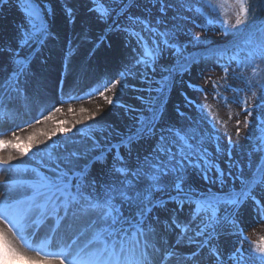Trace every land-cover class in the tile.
<instances>
[{
	"label": "snow or ice",
	"instance_id": "obj_1",
	"mask_svg": "<svg viewBox=\"0 0 264 264\" xmlns=\"http://www.w3.org/2000/svg\"><path fill=\"white\" fill-rule=\"evenodd\" d=\"M12 3L24 19L16 25L15 47L0 46V58H7L6 64L0 63V72L7 71L0 79V118L9 117L7 109L13 100L24 95L22 85L32 58L57 39L48 0H0V11ZM138 7L140 0H88L89 20L105 26L93 52L110 32L126 34L129 44L134 41L132 61L112 82V88L127 87L130 76L143 77L149 69L155 72L165 52L177 57L180 71H188L186 64L179 63L184 45L177 42V36L183 30L178 24L168 25L169 12L174 21L190 19L204 32L219 25L222 35L235 39L231 48L216 51L224 83L213 81L212 95L226 107L237 104L246 113L243 121H236L239 139L241 124L248 128L252 123V109L264 108V21L257 17L264 10V0H150L142 15L132 11ZM226 7L232 12L225 11ZM64 12L68 23L75 24L74 8L65 3ZM183 12L193 16H182ZM88 34V22H82L81 35L87 39ZM184 35L190 37L189 43H205L200 33L184 31ZM163 71L167 75L158 81L156 90L161 95L169 89L177 67ZM230 71L231 78L242 81L246 88L228 83ZM187 87L205 98L208 95L196 84ZM221 89L236 95L229 100ZM109 90L104 84L100 94ZM182 95L191 106L193 99ZM105 99L113 104L112 99ZM257 100L250 106V101ZM157 101L149 97L132 128L115 143L105 139L93 141L84 152L49 153L31 169L32 179H0V264H202L205 258L206 264H264V236L258 242L250 241L239 216L240 208L251 201L257 223H264V202L255 194L257 188L264 189V136L252 146L261 162L249 178L242 173L237 177L239 190L222 195L201 193L190 182L194 174L205 181L225 183V173L217 168L207 147L216 139L215 151L221 150L217 121L212 118L216 136L205 140L191 131V125L162 123L163 102ZM196 107L205 114V105ZM176 112L186 118L179 107ZM224 136L231 149L232 135L225 132ZM245 139H252L251 132ZM5 147L16 149L21 156L28 154V146L21 147L20 138L15 143L0 140V150ZM14 159L13 155H0V173L19 172ZM97 161L104 165L101 180L89 178V169ZM213 169L218 173L215 178L209 175ZM222 235L236 238L227 254L219 246ZM183 247L193 250L181 252Z\"/></svg>",
	"mask_w": 264,
	"mask_h": 264
},
{
	"label": "rangeland",
	"instance_id": "obj_2",
	"mask_svg": "<svg viewBox=\"0 0 264 264\" xmlns=\"http://www.w3.org/2000/svg\"><path fill=\"white\" fill-rule=\"evenodd\" d=\"M149 2L150 0H140V7L134 8L132 11L137 15L144 14V6L148 5ZM48 3L52 8L53 21L54 17H56L57 13H59V4L65 6V3H67L68 6L74 8L76 13L78 11L77 8L82 7V11L86 13L87 17L85 19H81L79 24H82V22H88L91 25H94L93 29H96L94 41L103 32L105 26L102 23H96L89 20L86 11L88 0H48ZM181 3H183V0H181ZM63 10L62 13H65ZM225 11L231 13L232 9L226 7ZM260 12L261 11L258 13ZM172 15L173 13L169 12L167 23L169 26L172 24H178L183 30L177 36V42L184 45L182 57L179 63L186 64L188 71H180L179 64L177 63V57L172 55L170 52H165L158 61L155 72H152L149 69L143 77L139 76L138 74L135 75L134 78L128 77V86L124 87L123 89L121 88V85H116L115 89L113 90V95H118L114 99L118 100L119 103L116 102V105L113 107L124 112L123 119H120L119 121L114 117V112L108 114L105 113V115H102L101 112H95L93 115L85 114L86 108H92L94 105L96 106V97H94L91 101H75V103H73V105L75 104V107L73 108L77 109V107H79L78 109L81 111L80 113L82 116L79 114H76L75 117H68L67 115L62 116L53 122V125L51 126V132H45L38 138L29 142L25 140V143H22L21 147H24L28 144V154L23 156L28 160V162L13 163L15 166H17V168H19V172L0 173V179H32L34 174L31 172V169L33 167H37V158H40L39 156L41 155L39 152L37 153V151L41 149L44 153L48 150L52 151L53 155H56L57 153L67 154L68 152L76 151L84 152L91 147L93 141H104L107 139L113 143L117 142L120 135L126 134L128 130L132 128L135 117L141 114L142 110L146 106L148 98L151 97L158 98V103L161 101L163 102V112L161 117L162 123L171 124L179 121V125H191V131H194L197 136L202 135L205 140H207L209 137L216 136V133L212 131V118L215 117L217 121L216 128L219 130V145L221 150L219 152L215 151L217 145L216 139H212L208 143L207 147L208 153L212 157L217 168L225 173V183L221 185L218 180L216 182H212V180L205 181L196 174L190 177V182L192 183L193 187L201 193L222 195L223 193L233 189L239 190L240 180L237 177H239L242 173L245 178H249L251 173L255 170V166L261 162L259 154L252 151V146L257 143V139L259 137L264 136V127L261 126L264 124V108L252 109L253 116L249 117L252 123L248 128H244L243 124H241L242 134L241 137L237 139L235 135L237 130L236 121L237 119L243 121L246 113L237 104H232L230 108L226 107L222 100L212 95L213 81H216L219 84L224 83V81L221 79L223 76V71L220 65L217 63L218 57L216 55V51L220 49L231 48L235 38L231 35H222L219 25L210 26V29L204 32L200 28H197L190 19H177L174 21L172 19ZM181 15L191 17L193 16V13L183 12ZM231 18L234 20V16H231ZM23 19L24 17L22 12L18 10L14 3L3 6L2 11H0V25L2 27L0 38L3 40V43L6 46L11 44L13 47H15V38L17 35L16 25L22 23ZM260 21H264V19H261ZM6 28L10 29V32H8ZM53 31L55 32V30ZM184 31L200 33V38L201 40L205 41V43H189L190 37L185 36ZM55 33L57 34V39L51 42L58 43L60 42L61 35H59L58 32ZM65 43L68 47L73 46V41L69 38L66 39ZM108 44H111V47H108ZM133 45L134 41L129 44L126 34L124 33H108L107 41L103 43L102 46L109 50L112 65L107 68L104 66V64L100 63L105 67V71L108 73L111 70H120V72L124 71L125 67L129 66L130 62L132 61L133 53L131 52V48ZM65 51L66 50H64V52ZM72 53H69V58H72L70 57ZM50 57H52V50L50 47H46L42 54L38 55L40 68L45 67L46 63L43 62L48 61ZM2 59L3 61L0 63L7 61L6 57ZM221 63H226V61H221ZM172 66L177 67V71L174 73L173 82L171 83L169 89L166 90L163 95H161L156 91L160 87L158 81L161 80L162 76L167 75L163 69ZM234 66L235 65L233 63V67ZM100 69H102L104 72L103 68ZM8 71H10V69H8ZM107 72H105V74ZM77 74L78 73H76V75ZM6 75L7 71L0 72V79ZM231 77L232 73L230 71L228 79L229 84H232L234 87L238 88H246V85L242 81L233 80ZM63 80L66 84H68L71 83L72 79L70 77H66L63 78ZM106 83L108 82L103 81V83H101L100 80L96 79L93 81L92 85H89V88L86 87V90L89 91V89H93L92 91H89V93L98 95L103 90V86H101L98 90V86H100L99 84L103 85ZM189 83L196 84L203 88L205 92L208 93L207 97L205 98L203 93L195 92L189 89L187 87ZM71 88L72 87L70 85V89ZM70 91L74 92L73 89ZM221 92L224 96H227L229 100H232L233 96L236 95L235 93L224 89H221ZM182 93L186 94L190 99H193V104L191 106L185 102L184 95H182ZM241 95H243V93ZM248 95L250 96V93H248ZM259 95L260 93L258 92L257 96L259 97ZM140 97H143L144 100H141ZM257 102L258 100L250 101V106L252 103ZM81 104L85 105L81 106ZM197 104L206 106L205 114H202L197 109ZM120 105H124V107H121ZM177 107H179L180 111L185 113L186 118L177 116ZM20 111L23 112V109ZM230 115L231 119L229 118ZM221 122H224L227 125V128L223 127ZM57 128L59 131H57ZM225 132L232 135L234 146L231 149H229L227 139L224 136ZM249 132L252 134V139L250 140L245 139V136H247ZM57 134L61 139H64L65 142L61 141L60 138L56 136ZM8 151L9 150L7 149H2L0 150V155H12V153ZM15 151L17 150L15 149ZM96 154H98V152L88 153L89 156ZM108 159H111L110 155ZM103 168L104 165L99 161L93 163L89 169V178H94L96 180L103 179ZM217 174L218 173L215 169L209 173V175L213 178H215ZM255 194L257 195L258 199H261L262 202H264V189L257 188ZM187 207L188 206H185V212L187 211ZM249 207H252V209L254 207L251 201H248L240 208V218L242 217V211ZM252 213V215L250 212L247 213L249 219L242 221V227L245 228V235L249 238V240L255 243L258 242L259 237L264 236V223H257V216L253 211ZM160 216L161 219H164L165 213L161 212ZM250 216H253L254 218ZM169 238L172 241L173 238ZM235 240V237L222 235L219 239V246L221 250L225 254L229 253L233 249ZM248 247L249 246L246 243L244 245L245 250H247ZM192 250V247H183L180 249L181 252L185 253ZM202 264H206V258Z\"/></svg>",
	"mask_w": 264,
	"mask_h": 264
},
{
	"label": "bare ground",
	"instance_id": "obj_3",
	"mask_svg": "<svg viewBox=\"0 0 264 264\" xmlns=\"http://www.w3.org/2000/svg\"><path fill=\"white\" fill-rule=\"evenodd\" d=\"M59 5V13L54 17L52 30H55V32L61 35L60 42L53 43L50 41L48 43L47 47H50L52 50V57H50L48 61L43 62L46 63L45 67L40 68L38 55L32 58L31 64L29 65L28 78L22 85L24 95L13 100L11 106L7 109L10 114L9 117L0 118L2 119L0 120V140L12 141L15 143L16 138H20V144L25 143V140L28 142L32 141L45 132H51V126L56 119L65 115L68 117H75L76 114L81 115V111L78 109L79 107H77L78 110L73 108L75 107V104L73 105L75 101H91L94 97H96V106L94 105L92 108H86V115H93L95 112H101L102 115L114 112L116 120L119 121L123 119L124 112L113 107L116 105L117 101L114 98L118 95H113V90L115 88H112V82L115 78H118L120 70H111L108 73L104 69V66L109 68L112 65L109 50L101 44L99 48H95L94 52L92 51L96 41H94L96 29H93V24L91 25L88 23L89 34L87 39L81 35L82 24L79 23L81 19L87 17L86 13L82 11V7H76L78 9L76 23L68 24L65 13H62L64 5ZM6 30L10 32V29L6 28ZM1 31L2 27L0 25V32ZM67 38L73 41V46L68 47L66 45L65 42ZM0 46H6L1 38ZM64 50L66 51L64 52ZM70 52L72 53V55H70L72 58H69ZM2 61L3 59L0 58V62ZM4 63H7V61ZM100 63L104 64V66ZM100 68H103L104 72ZM105 72L107 73L105 74ZM76 73L78 74L76 75ZM134 76H130V78H134ZM66 77L72 79V84H66L64 82L63 78ZM96 79L100 80L101 83L107 81L108 83L106 84L111 90L104 91L105 93H103V95H95L93 93V95H89V91L93 89L87 91L86 87L89 88V85H92L93 81ZM121 83H123V81H121ZM70 85L74 92L70 91ZM99 85L101 87L104 84ZM105 97L112 99L113 104H108ZM83 105L85 104H81V106ZM22 109L23 112L20 111ZM13 131H15V136H13ZM57 131H59L58 128ZM56 136H58V134ZM30 137L31 139H29ZM60 140L64 141V139L61 138ZM3 149L9 150L8 152L12 153L15 157L12 163L28 162L26 158L19 155L12 147H5ZM38 152L41 154L39 156L40 158H37L38 162L41 158L46 159L48 154L52 153V151L49 150L44 153L42 149L37 151V153ZM5 155L7 156V154ZM248 212H250L251 215L253 214L252 207L242 211V221L249 219ZM250 217L254 218L253 216ZM169 240L171 241L170 238ZM54 247L55 245L53 248ZM19 264H27V261H21ZM170 264H172V262H170Z\"/></svg>",
	"mask_w": 264,
	"mask_h": 264
},
{
	"label": "trees",
	"instance_id": "obj_4",
	"mask_svg": "<svg viewBox=\"0 0 264 264\" xmlns=\"http://www.w3.org/2000/svg\"><path fill=\"white\" fill-rule=\"evenodd\" d=\"M258 20L264 19V10H262L260 13H257Z\"/></svg>",
	"mask_w": 264,
	"mask_h": 264
}]
</instances>
